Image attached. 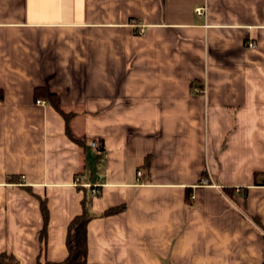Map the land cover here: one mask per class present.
<instances>
[{
	"label": "crops",
	"instance_id": "obj_1",
	"mask_svg": "<svg viewBox=\"0 0 264 264\" xmlns=\"http://www.w3.org/2000/svg\"><path fill=\"white\" fill-rule=\"evenodd\" d=\"M0 89L17 264L62 260L82 200L85 264H264V0H0Z\"/></svg>",
	"mask_w": 264,
	"mask_h": 264
},
{
	"label": "trees",
	"instance_id": "obj_2",
	"mask_svg": "<svg viewBox=\"0 0 264 264\" xmlns=\"http://www.w3.org/2000/svg\"><path fill=\"white\" fill-rule=\"evenodd\" d=\"M35 98H43L51 103L63 116L66 124V132L68 135L81 147L85 148V136H77L72 134L69 128V120L71 113L65 112L60 105L59 96L57 93L47 86L37 85L33 89ZM2 99V90L0 89V100ZM124 208V204L110 207L103 211L104 214L116 213ZM40 209L43 216V226L40 230V237H44L45 227L47 223V208L45 201L40 199ZM91 214L87 209V204L84 200L81 201V212L73 216L67 224L65 234V245L67 253L60 261L47 262V264H85L86 263V225ZM264 260V259H263ZM0 264H17L15 257L12 254L0 252Z\"/></svg>",
	"mask_w": 264,
	"mask_h": 264
},
{
	"label": "built area",
	"instance_id": "obj_3",
	"mask_svg": "<svg viewBox=\"0 0 264 264\" xmlns=\"http://www.w3.org/2000/svg\"><path fill=\"white\" fill-rule=\"evenodd\" d=\"M195 12L198 13V14H202V13L204 12V7H203V6H198V7H196V8H195ZM247 44H248V46H252V45H253V43L250 42V41H249ZM37 102H39V100H37ZM90 146H91L93 149H96V150L99 149V144H98V141H97L96 139H94V140H92V141L90 142ZM141 173H142L141 170H138V171H137V174H138V175H140ZM91 192L94 194V193L97 192V190H96L94 187H92V188H91Z\"/></svg>",
	"mask_w": 264,
	"mask_h": 264
}]
</instances>
